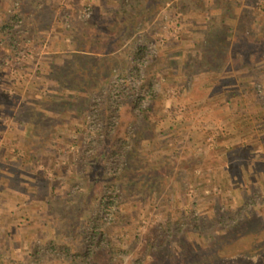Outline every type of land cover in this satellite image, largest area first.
<instances>
[{"label": "rangeland", "instance_id": "1", "mask_svg": "<svg viewBox=\"0 0 264 264\" xmlns=\"http://www.w3.org/2000/svg\"><path fill=\"white\" fill-rule=\"evenodd\" d=\"M190 1L167 2L156 11L146 28L133 34L126 48L115 54L114 73L106 78L102 68L96 75L106 93L91 98L99 105L90 106L89 89L82 92L85 99L72 104L71 93L79 91L59 90L57 73L70 65L73 69L78 68L82 64L80 60L88 62L89 57L85 60L84 55L79 54H89L91 45L86 41L83 49L78 51L73 36L80 18L97 24L102 20L101 16L115 14L120 1L0 0V20L2 6L7 7L8 12L16 11L20 15L19 20H13L10 15L12 27L6 28L5 24L0 30V264H49L44 251L38 256L36 248L47 250L46 246H49L50 254L53 251L61 254L62 244L73 240L70 231H58L57 226L61 228L65 222L75 225L79 231L77 248L81 244L84 222L92 216L93 205L97 202L100 206L97 198L105 184L102 183L103 172L115 170L111 164L113 160L104 155L111 142L106 131L111 110L101 102L108 95L110 83L117 77L122 88H126L125 74L129 73L138 72L136 77H128L136 88L133 97H127L128 103L120 106L121 115L129 124L135 116L130 113L132 99L139 115L160 95L184 99L174 109L177 113H185L187 119L181 121L179 126L184 129L176 141L153 140L143 144L133 156V161L137 160L134 162L136 168L147 166L145 160L136 159L139 155L156 162L163 157L168 159L161 172L165 176L157 181L160 188L145 193L144 188H133L132 182L127 181L123 187L106 188L101 219L107 225L114 222L121 190L126 205L139 206L136 215L143 220L144 232L150 224L193 216V201L198 214L203 210L211 212L215 206L212 214L204 215L206 219H199L200 225H204V221L212 222V225L224 222V225L217 228L208 225L210 228L203 230L204 237L201 238L193 230L170 238L180 255L182 247L191 251L201 249L230 231L243 229L257 220L264 226V52L231 50L218 69L224 80L214 82L203 72L189 77L181 66V58L197 51L199 28L209 19L207 9L193 13L192 9L184 8L183 11L180 8L181 4ZM227 3L237 7L242 18L252 16L247 21L253 27L263 28L264 5L261 7L260 4H264V0H227ZM162 19L166 23L151 32L154 22ZM228 42L236 47L243 41L234 36ZM256 42L258 45L261 40ZM135 50L141 54L132 55ZM169 54L175 57L173 64L157 63L160 56L171 58ZM72 57L77 60L70 64ZM193 95L196 96L192 99ZM237 101L243 111L248 112L245 118H241L244 113L235 117L229 109H220ZM64 103L65 111L60 115L56 109ZM115 117L119 120L118 115ZM122 136L120 138H126V135ZM193 144H198V148ZM161 146L164 148L160 153L149 152L151 148ZM191 151L206 157L214 156L220 162L209 167L194 163L185 177L180 173L184 167L180 163ZM233 152L232 159L221 160L226 154L233 156ZM4 176L7 184L3 181ZM59 217L62 219L56 222ZM65 233L66 239L63 238ZM119 234L111 233L110 238L128 248L132 242L130 237L135 238L134 231L128 233L130 237L126 235V242ZM179 241L185 244L180 247ZM142 244L140 242L134 251L139 256ZM134 252L125 254L124 264L134 257ZM254 252L237 253L225 261L227 264H264V247ZM61 263L60 260L58 264Z\"/></svg>", "mask_w": 264, "mask_h": 264}, {"label": "trees", "instance_id": "2", "mask_svg": "<svg viewBox=\"0 0 264 264\" xmlns=\"http://www.w3.org/2000/svg\"><path fill=\"white\" fill-rule=\"evenodd\" d=\"M119 1L120 7L115 14L101 16L102 20L97 24H91V22L85 21L88 19L80 18L81 20H79V24L75 28L76 32L74 31L73 36L75 38L76 48L80 51L84 47L83 43L88 41L91 45V49L89 50L91 52H88L89 54H79L84 55L82 57H85V60L89 57L87 60L88 62L80 60L79 63L82 62V64H80L78 68L73 69L70 65L69 67H64L66 70L63 72L57 73V88L59 90L79 91V93H71L72 104L78 102L81 98L85 99L82 92L86 89H89L88 101H91V98L95 95L106 93V88L103 83L96 80V75L102 72V68H104L106 78L114 73L115 69L113 64L116 62L115 54L118 53L117 51L125 49L127 42L133 34L146 28L149 23L153 21L156 11L171 0ZM260 5L263 7L264 4L261 3ZM180 8H182L183 11H185L184 8L192 9L193 13L202 12L205 9L209 11L207 23L199 28L201 35H198L196 40L198 43L197 51L181 58V66L183 69L185 68L189 77L195 73L203 72L207 73L214 82L217 81V79L218 81L220 79L224 80L225 78L219 75L218 69L221 67V61L228 59L231 50L238 49L242 50L243 53H253L256 51L264 52V26H262L263 28L261 29H256L255 26L253 27L251 22L247 21V19L252 18V16L242 18L240 14H238V8L227 3V0H191L184 5L181 4ZM1 14L2 20H0V30L3 29L1 27L5 24L6 28L12 27L9 23L10 15H12L13 20L20 19L19 13H16V11L13 13L8 12L5 6H2ZM163 22V19L154 22L152 28L150 27L151 32L159 28ZM164 23H166V21ZM262 24L263 22L261 25ZM98 27L100 28L98 29ZM11 31L12 30H9L8 32ZM255 35H257V38ZM144 36L147 37V34H144ZM234 36L237 37L239 41H243L236 47L228 42ZM257 39L261 40V43H258V45L255 44L257 43ZM174 48L176 49V46ZM143 50L142 48V51ZM129 54L131 55V51ZM133 54L141 53L135 50L132 51V55ZM103 56L106 58L103 59ZM169 57L171 58H161L160 56L157 59V63L167 65L173 64L175 57L171 55ZM93 59L95 61H93ZM101 59L103 60L100 62ZM120 59H122L121 56ZM76 60L77 59L72 57L70 64ZM92 61L94 63H92ZM136 74H138V72L125 74V89L122 88V83L119 79L117 80L118 77L113 80L109 85V91L107 90L108 95L105 97L104 101L101 102L106 103L107 108L111 110V118L106 125V131L110 134L108 137L111 139V142L109 148L104 152V155L106 159L113 160L111 164L115 170L109 173L103 172L104 179L103 182H101L105 184L102 185L100 196L97 198L98 201H100V206L96 202L92 207L94 208L92 216L90 215L88 219L85 220L84 231L80 238L82 239L81 244L77 248L76 239L78 238L77 235H79V231L76 230L75 225L70 222H65V219H63L66 225L61 228L57 226L59 229L58 231H70L73 240L62 244L63 248L60 250L62 252L61 254H56L57 251H53L50 254L48 251L49 246H46L47 250H44L45 247H37L35 253L39 256V253L44 251V255L49 264H58L60 260L62 261L61 264H124L125 254L136 251L141 242L143 243L141 255L139 256L134 252V257L128 260L126 264H227L225 260L228 257H233L237 253L254 254L255 250L259 251L261 247H264V226L263 223L257 220L250 226L247 225L243 229L239 228L235 231L232 230L230 233L207 243L203 248L195 251H191L187 247H182V245L185 244L182 239L183 242L179 241V245L183 250L182 255H180L178 249L172 246L170 238L178 237L190 230L195 231L201 238L204 237L205 231L203 230L205 228H210L208 225H212V222L209 221H204L205 224L200 225L199 219H206L203 218L204 215L212 214L215 206H213L211 212L210 210H203L201 212L198 211V214L194 201L191 206L193 216L185 217L183 220H169L167 223L160 222L158 225L150 224L148 230L144 232L142 231L143 220L136 215V210L139 209V206L137 204L126 205L124 198H122L123 191L121 190V201L114 222L111 225H107L104 219H101L100 210L103 207V200L107 197L106 188L114 185H121L123 187L124 181L129 183L132 182L133 188H144L145 193L149 191L152 192L155 188H160V185H157V181L164 178L165 173L163 172L161 174V172L165 170V161L167 162L168 159L163 157L161 161H157V163L156 160L143 158L139 155L136 159L141 161L145 160L147 166L146 168H136L134 162L137 160L133 161V156L136 153L138 154V150L143 144H148L153 140L171 139V141H176V139L180 137L179 135L182 129H184V127H180L179 125L182 120L184 121L187 119L185 113H177L174 109V107L179 106L181 104L180 102L184 99H178V97L177 99H168L166 96L160 95L139 115L135 112V102L132 99L130 113L135 116L134 120L131 121L132 124H129V121H126L125 117L121 115L120 106L128 103L127 101L129 98L127 97H133L132 92L136 90V88L131 85L128 77H136ZM106 82L110 81L106 80ZM186 85L189 86V83H186ZM195 96L196 95H193L192 99L195 98ZM92 101L89 103L90 106L99 105V103L94 104V101ZM262 101L264 103V100ZM64 105H66V103H64L62 107L60 106L56 109L60 115L62 114L61 112L65 111ZM165 108L168 109V111L162 112L161 110ZM220 109H222V111L229 109L235 117L244 113L241 118H245L248 113L243 111L244 108H241L238 101L227 104ZM258 111L263 113V110ZM254 113L256 114L257 112L255 111ZM115 114L118 115L119 120L115 119L117 118ZM122 135H126V138H120L123 137ZM192 146L198 148V144H193ZM162 148L164 147L161 146L156 149L151 148L149 152L160 153V149ZM187 153H189L187 158L180 163L181 166H184L180 169V173L185 177L190 173L189 169L194 163L209 167L216 166L220 162L219 158L214 156L206 157L203 153H199L198 151ZM234 156V152L233 156L226 154L221 160L232 159ZM106 165L105 168L107 167ZM3 181L4 183L7 182L5 176ZM252 189L254 192L256 191V188ZM133 215L135 217L128 219V217ZM57 219L56 222H59L62 218L59 217ZM222 223L224 222H216L212 227H220L224 225ZM56 230L57 229H55V232ZM132 231L135 233V238L128 236V233ZM115 232L120 233L119 237L124 239V242H126V235L130 237L132 242L127 246L128 248H124V245L118 244L116 239L110 238V234L112 233L113 235ZM63 238H67L66 233ZM107 238L110 239L106 241ZM54 241L59 243L58 239H54ZM36 243L37 242H35V244ZM255 243L258 245L255 246Z\"/></svg>", "mask_w": 264, "mask_h": 264}]
</instances>
